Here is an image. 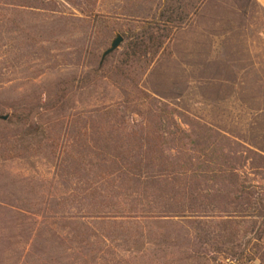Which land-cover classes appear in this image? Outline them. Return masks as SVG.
<instances>
[{"label":"rangeland","instance_id":"1","mask_svg":"<svg viewBox=\"0 0 264 264\" xmlns=\"http://www.w3.org/2000/svg\"><path fill=\"white\" fill-rule=\"evenodd\" d=\"M94 1V15L101 17L87 21L64 0H56L54 14H9L18 18L20 29L0 37V118L8 116L0 119V138H6V147L32 145L34 150L39 137L19 129L16 113L33 110L38 127L66 123L77 113L121 101L108 78L118 58L111 55L104 70L95 71L117 34L124 42L115 53L127 44L130 26L105 17L118 8V0ZM29 43L44 47L42 58H19ZM141 87L264 156V10L254 0L206 1L175 34ZM241 176L252 205L230 207L227 213L217 207L211 241L197 255L187 247L167 248L147 239L136 246V228L128 223L122 226L134 228L129 238L91 237L79 243L86 228L71 219L77 214L73 207L56 212L53 204L66 203L68 191L44 153L0 159V264H264V170L248 164ZM121 224L106 229L118 230ZM154 228L161 231L165 225Z\"/></svg>","mask_w":264,"mask_h":264},{"label":"trees","instance_id":"2","mask_svg":"<svg viewBox=\"0 0 264 264\" xmlns=\"http://www.w3.org/2000/svg\"><path fill=\"white\" fill-rule=\"evenodd\" d=\"M64 1L76 7L83 20L101 17L94 15V0ZM206 1L118 0L115 12L105 17L130 26L127 44L112 54L118 60L108 70L121 101L77 113L66 123L43 122L38 127L32 122L33 110L14 114L21 131L27 128L39 135L34 150L32 145L6 147V138H0V159L26 158L31 151L44 153L53 163L68 191L66 203L58 201L53 206L57 213L64 206L75 209L77 214L71 219L81 220L87 232L78 233L79 243L91 237L111 241L128 237L136 228V246L147 239L167 248L187 247L198 255L211 241L212 213L217 207L227 213L230 207L252 205V194L246 191L241 174L248 164L257 172L264 170V156L141 87L175 34L197 16ZM57 11L56 0H0V37L20 29L11 12L36 16ZM34 45L29 43L26 55L19 58H42L44 47ZM102 70L99 67L95 72ZM38 108L43 111L45 107ZM117 222L122 223L118 230L106 229ZM125 223L134 228H124ZM156 224L165 229L156 230Z\"/></svg>","mask_w":264,"mask_h":264},{"label":"water","instance_id":"3","mask_svg":"<svg viewBox=\"0 0 264 264\" xmlns=\"http://www.w3.org/2000/svg\"><path fill=\"white\" fill-rule=\"evenodd\" d=\"M123 42H124V38L121 35L117 34L116 38H115V40H113L110 48H108L102 54L100 65H99L100 68L103 67V65H104L105 61L107 60V58H109L112 54H114L115 52H117L121 48ZM0 119L2 121H7L8 120V116L1 117Z\"/></svg>","mask_w":264,"mask_h":264},{"label":"crops","instance_id":"4","mask_svg":"<svg viewBox=\"0 0 264 264\" xmlns=\"http://www.w3.org/2000/svg\"><path fill=\"white\" fill-rule=\"evenodd\" d=\"M255 2L260 6L262 10H264V0H255Z\"/></svg>","mask_w":264,"mask_h":264}]
</instances>
